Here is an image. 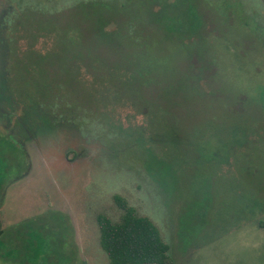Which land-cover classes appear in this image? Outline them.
<instances>
[{
    "label": "rangeland",
    "instance_id": "374dc122",
    "mask_svg": "<svg viewBox=\"0 0 264 264\" xmlns=\"http://www.w3.org/2000/svg\"><path fill=\"white\" fill-rule=\"evenodd\" d=\"M0 136V264H110L114 195L168 264H264V0H0Z\"/></svg>",
    "mask_w": 264,
    "mask_h": 264
},
{
    "label": "trees",
    "instance_id": "16d2710c",
    "mask_svg": "<svg viewBox=\"0 0 264 264\" xmlns=\"http://www.w3.org/2000/svg\"><path fill=\"white\" fill-rule=\"evenodd\" d=\"M113 23L114 27L106 34L111 37L114 35L112 31H114L116 27L118 29L117 23ZM129 37L132 39L134 46L137 44L139 45V35L132 33V36ZM148 63L151 64L152 61ZM199 68L200 73L205 70L203 66ZM143 71L151 74L150 71ZM125 72H128V76H126L127 82L130 83L131 88H134V90L141 87L140 85L144 86L159 83L155 82V77H147L141 74L142 71L138 72L136 68L131 70L127 67L124 70V74ZM86 75L88 76V74ZM135 86H137V88ZM61 91L64 90L61 89ZM54 97H57V95ZM65 102L68 104L66 98ZM163 137L169 138L168 135L161 136V138ZM180 139V136L175 130L172 140L176 144H179L178 142ZM15 174L19 175L21 173L18 171L15 172ZM114 201L121 210V216L118 221H113L103 214H99L96 217L99 228V243L106 253L110 264H168L170 260V246L162 239L156 225L148 217L138 215L135 209L120 195H114ZM1 221L2 217L0 215V240L4 235ZM13 264L25 263L18 262Z\"/></svg>",
    "mask_w": 264,
    "mask_h": 264
},
{
    "label": "flooded vegetation",
    "instance_id": "af4514ba",
    "mask_svg": "<svg viewBox=\"0 0 264 264\" xmlns=\"http://www.w3.org/2000/svg\"><path fill=\"white\" fill-rule=\"evenodd\" d=\"M61 95H62L61 99L65 101V99H64L65 96H63V92ZM64 103H66V102H64ZM4 144H7L8 146L4 147ZM9 155L12 156L13 160H10L8 158ZM0 161L4 164V167L7 169H9L10 167H15V166L17 167V165H19L21 167L19 170V172L21 174H19V175L14 174V176L11 178V180L7 179L5 181L4 188H3L4 193H2L3 194L2 198L4 199V197H5L4 195L7 193V192L5 193L6 187L8 185L10 186L11 184L12 185L16 184V182H18L21 178H23L24 174L26 173V170H27V166L25 163L26 162V153L23 149H21L20 145L15 144L13 141H9V140L0 136ZM232 163H233V160H232ZM4 177L5 176L3 175L2 178H4Z\"/></svg>",
    "mask_w": 264,
    "mask_h": 264
}]
</instances>
